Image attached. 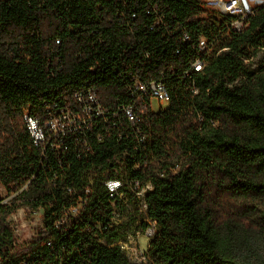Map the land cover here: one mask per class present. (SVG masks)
I'll use <instances>...</instances> for the list:
<instances>
[{
    "label": "trees",
    "instance_id": "16d2710c",
    "mask_svg": "<svg viewBox=\"0 0 264 264\" xmlns=\"http://www.w3.org/2000/svg\"><path fill=\"white\" fill-rule=\"evenodd\" d=\"M227 23L201 0H0V182L11 195L0 264H135L111 225L105 181L120 164L153 186L157 230L141 264H264L244 253L250 233L264 234V70L248 66L264 50V8L239 32ZM202 37L206 64L187 75ZM130 71L164 79L165 110L128 93ZM87 83L105 117L36 145L26 115L73 107ZM131 102L136 127L115 116ZM79 199L80 215L58 224ZM21 208L43 209V225L18 254L9 217Z\"/></svg>",
    "mask_w": 264,
    "mask_h": 264
},
{
    "label": "built area",
    "instance_id": "2783aa9c",
    "mask_svg": "<svg viewBox=\"0 0 264 264\" xmlns=\"http://www.w3.org/2000/svg\"><path fill=\"white\" fill-rule=\"evenodd\" d=\"M202 2L203 6L210 12L228 20V27L233 32L241 31L245 27L248 18L255 13L256 9L264 8V0H205ZM156 19L154 25L150 26V29L163 23L161 18ZM179 31L182 33L181 38L183 40L189 39L187 32ZM209 42V39L205 37L201 38L198 45L200 55L191 62L190 67L186 70L187 75H190L194 71H202L206 64L203 55L210 49ZM57 43H59V40H57ZM128 76L129 80L126 83V89L132 97L139 100L148 98L151 109L154 111L165 110L168 107L171 101V91L164 79H143L132 71L129 72ZM154 101L159 103L157 109L154 108ZM48 112L49 117L44 122L37 117L26 115L28 129L36 145L45 144L48 141L47 139H49V135L52 137H62L72 130L73 134L83 131L96 117H105L106 109L99 99L97 87L88 85L87 83L86 86L76 91L73 107L69 105L60 106L59 103H54L53 106L49 107ZM120 115L131 126H138L140 115L133 102L120 106L115 116L118 117ZM105 184L110 197L113 199L114 211L111 225L122 228V236L115 245L120 246L129 259V254L135 256L141 254L146 259V262L142 263H147L149 258L147 253L141 249L139 238L145 236L151 241L157 230L156 221L152 220L148 215V204L146 201L148 191L153 188L152 184L146 183L142 185L137 180L128 179L126 170L122 164L115 170L114 175H107ZM86 191H89V188ZM85 203L84 199H79L77 204L59 220L58 224L65 223L72 216L73 219H76L80 215ZM131 262L133 261L131 260Z\"/></svg>",
    "mask_w": 264,
    "mask_h": 264
},
{
    "label": "rangeland",
    "instance_id": "374dc122",
    "mask_svg": "<svg viewBox=\"0 0 264 264\" xmlns=\"http://www.w3.org/2000/svg\"><path fill=\"white\" fill-rule=\"evenodd\" d=\"M248 66L251 70H255L256 72L264 70V51L260 52L259 56L249 61ZM153 105L154 108L157 109L159 103L154 101ZM10 197L11 195H9V192L0 182V200L9 199ZM9 221L15 231V240L12 245L11 253L20 254L29 247L38 235V231L43 225V209L30 211L28 209L21 208L9 217ZM236 229V231H238V228ZM248 237L249 242L251 243V249H245L244 253L249 256L251 255L252 258L254 256H259L260 260L264 262V234L253 232L250 233ZM150 242V239H147L145 236H141L139 238V245L146 253L148 252L147 250H149ZM129 256L134 263L146 262V259L143 258L141 254L138 256L129 254ZM147 262L149 261L147 260Z\"/></svg>",
    "mask_w": 264,
    "mask_h": 264
},
{
    "label": "crops",
    "instance_id": "0c3cea01",
    "mask_svg": "<svg viewBox=\"0 0 264 264\" xmlns=\"http://www.w3.org/2000/svg\"><path fill=\"white\" fill-rule=\"evenodd\" d=\"M201 1H205V0H201Z\"/></svg>",
    "mask_w": 264,
    "mask_h": 264
}]
</instances>
